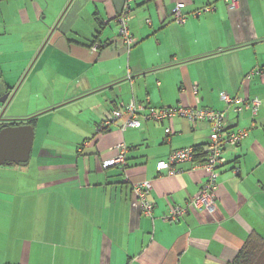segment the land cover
<instances>
[{
    "label": "crops",
    "instance_id": "obj_1",
    "mask_svg": "<svg viewBox=\"0 0 264 264\" xmlns=\"http://www.w3.org/2000/svg\"><path fill=\"white\" fill-rule=\"evenodd\" d=\"M181 3L183 24L173 13ZM126 6L130 50L116 35ZM6 94V120L38 116L31 158L43 118L49 125L35 167L32 159L0 167V264H228L251 234L264 238V0H0V99ZM224 94L258 99L257 114H236ZM133 101L220 111L230 131L249 130L224 151L214 213L190 205L205 171L188 162L174 176L157 172L172 152L205 145L210 123L119 121L97 132ZM122 144L127 166L105 170ZM144 182L152 217L133 193ZM176 206L185 216L164 221Z\"/></svg>",
    "mask_w": 264,
    "mask_h": 264
},
{
    "label": "built area",
    "instance_id": "obj_2",
    "mask_svg": "<svg viewBox=\"0 0 264 264\" xmlns=\"http://www.w3.org/2000/svg\"><path fill=\"white\" fill-rule=\"evenodd\" d=\"M229 5L234 6L238 0H225ZM184 8V4L177 5L173 11L178 23L183 24L186 18L181 14V9ZM205 12L212 11V7H207ZM130 9L126 6L124 11L117 18L119 25V37L128 47L132 49L136 41L130 34L129 19ZM198 13V15H200ZM261 72H254L250 74L247 79L251 80L256 74ZM223 99L233 107L236 114L243 112L244 108H253L255 115L260 107V101L258 99L245 100L242 98L231 97L227 94L223 95ZM184 118L191 123L196 124L198 122H207L212 126V133L209 141L205 144L203 152L205 154V160L203 162L195 161L196 153L193 148H184L182 150L174 151L168 159L161 160L157 163L158 173H168L169 176H174L177 173V165L191 162L194 165V169H201L208 175V180L205 183L199 196L194 197L190 205L195 206L198 210H207L209 213H214L217 209L216 198L218 190L219 170L225 164V158L223 156L227 147H235L239 145L243 139L249 136V130L239 129L236 131H230L227 127L226 113L220 111H214L210 109L174 106L171 108H154L146 107L143 104L131 102L129 105L123 107V109L115 110L112 112L109 119L102 123L99 130L106 129L115 125L118 121L124 122V127H130L139 129L142 127L144 121L164 122L166 120H173L175 118ZM166 134H171V128L166 129ZM118 156L104 163L103 168L106 170L110 167L121 165L123 168L127 166V147L122 144L118 146ZM152 190V184L144 182L135 185L133 193L141 207V211L146 216L153 215L154 205L148 199L149 193ZM187 209L180 206L174 207L168 215L163 217L164 221L177 222L185 214Z\"/></svg>",
    "mask_w": 264,
    "mask_h": 264
},
{
    "label": "water",
    "instance_id": "obj_3",
    "mask_svg": "<svg viewBox=\"0 0 264 264\" xmlns=\"http://www.w3.org/2000/svg\"><path fill=\"white\" fill-rule=\"evenodd\" d=\"M10 94L0 99V104L8 102ZM5 111V110H4ZM4 111L0 123L7 121ZM35 140V128L24 125L19 127L4 126L0 129V167L4 165H25L29 163Z\"/></svg>",
    "mask_w": 264,
    "mask_h": 264
},
{
    "label": "trees",
    "instance_id": "obj_4",
    "mask_svg": "<svg viewBox=\"0 0 264 264\" xmlns=\"http://www.w3.org/2000/svg\"><path fill=\"white\" fill-rule=\"evenodd\" d=\"M110 116L107 119H109ZM37 121H38L37 115L32 116L30 118H26V119L7 120L5 122L0 123V129L4 126L19 127V126H24V125L33 126L35 128ZM101 125H99V127ZM115 125H113V126H115ZM113 126H110V127L103 129V130L98 129L97 132L98 133L106 132V131L110 130L111 127H113ZM204 146L205 145H203V146L201 145V146H196L195 149L193 148L195 150V153H196L195 161H197L198 163L203 162L205 160V154L203 152ZM166 222H168V221H166ZM228 264H264V238L261 235L256 234V233L251 234V236L245 242L242 249L238 252L236 258L232 262H229Z\"/></svg>",
    "mask_w": 264,
    "mask_h": 264
},
{
    "label": "rangeland",
    "instance_id": "obj_5",
    "mask_svg": "<svg viewBox=\"0 0 264 264\" xmlns=\"http://www.w3.org/2000/svg\"><path fill=\"white\" fill-rule=\"evenodd\" d=\"M116 29H117L116 30V35H118L117 32H119V26L117 27V25H116ZM35 65H36L35 62H33L32 66L27 70V72L25 73V77H24L25 79H23L21 81V83L18 85L19 88L22 85L25 86L26 83H30L32 77L34 76V70L36 68ZM36 101H37V99H32V102H36ZM24 108H25V106H24ZM4 116H5V111H4ZM54 117H55V125H54V127H56V124L58 122V118L59 117L57 115H54ZM48 125H49V118L48 119L43 118V120L41 121V124L38 126V129H40V127H41L42 131H40L39 134L37 135V141H36V144H35L34 154H33V157L31 158L32 160H31L30 165L33 166V167H35V165H36V151H37V149L39 147V142H41V138L40 137L43 134V132H45V128H48ZM53 132H54V130H53Z\"/></svg>",
    "mask_w": 264,
    "mask_h": 264
},
{
    "label": "bare ground",
    "instance_id": "obj_6",
    "mask_svg": "<svg viewBox=\"0 0 264 264\" xmlns=\"http://www.w3.org/2000/svg\"><path fill=\"white\" fill-rule=\"evenodd\" d=\"M168 142V141H167Z\"/></svg>",
    "mask_w": 264,
    "mask_h": 264
}]
</instances>
